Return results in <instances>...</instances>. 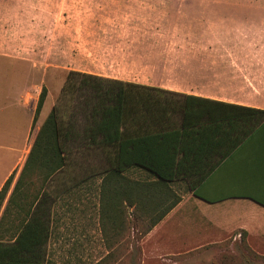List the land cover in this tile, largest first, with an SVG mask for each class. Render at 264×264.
<instances>
[{
  "label": "crops",
  "instance_id": "crops-1",
  "mask_svg": "<svg viewBox=\"0 0 264 264\" xmlns=\"http://www.w3.org/2000/svg\"><path fill=\"white\" fill-rule=\"evenodd\" d=\"M39 9L35 35L15 39L11 32L0 58L29 64L32 69L86 73L264 111V0L44 3ZM3 110L9 115L0 118V160L6 163L0 191L10 177L14 180L0 209V222L33 146L31 142L26 148L35 117L20 101ZM261 172L264 141L257 140L245 145L199 187L201 197L189 190L186 181H180L171 184L168 194H148L153 203L145 213L138 209L139 195L133 193L132 205L124 200L126 225L119 215L121 205L116 221L106 215L100 222L95 213L106 246L122 247L128 235L137 245L146 240L159 243L161 233L177 242V226L182 239L201 248L214 246L236 231L248 234L249 239L254 231L264 233V206L246 197L253 193L264 203V183L257 190L254 186ZM130 178L137 180L138 176ZM56 180L59 186L60 178ZM177 199L176 206L167 210ZM61 203L58 198L52 207L48 259ZM15 206L0 225V239L5 242H13L28 221Z\"/></svg>",
  "mask_w": 264,
  "mask_h": 264
},
{
  "label": "trees",
  "instance_id": "trees-1",
  "mask_svg": "<svg viewBox=\"0 0 264 264\" xmlns=\"http://www.w3.org/2000/svg\"><path fill=\"white\" fill-rule=\"evenodd\" d=\"M46 98L44 87L36 123ZM257 140L264 141V111L70 72L58 103L36 134L3 213L1 226L13 205L28 221L13 242L0 239V264H48L54 202L88 181L92 187L97 182L100 222L106 215L116 221L121 205L119 215L126 225L124 200L132 205L133 193L139 195L138 209L145 213L153 203L148 194H168L171 184L180 181H186L189 190L201 197L199 187L245 145ZM71 166L86 175L71 174ZM13 180L10 177L0 191V209ZM263 183L261 172L254 180L256 190ZM246 197L264 206L253 193ZM160 198L157 206L164 196ZM178 202L173 200L167 210Z\"/></svg>",
  "mask_w": 264,
  "mask_h": 264
},
{
  "label": "rangeland",
  "instance_id": "rangeland-1",
  "mask_svg": "<svg viewBox=\"0 0 264 264\" xmlns=\"http://www.w3.org/2000/svg\"><path fill=\"white\" fill-rule=\"evenodd\" d=\"M44 3H245V0H0V53L4 52L11 32L15 39L35 35L33 27L37 22V11H41L39 8ZM69 73L50 68L32 69L29 64L12 63L0 58L1 119L8 117L9 113L3 109L11 102L20 101L35 114L42 89H47L38 122H35V117L32 118L27 149L34 142L42 119L58 103ZM2 152L0 149V156ZM5 166L6 163L0 160V181ZM70 169L71 174L79 177L86 175L77 167L71 166ZM69 185L72 188L71 183ZM83 185L74 188L57 207L60 220L50 247L49 264H264V233L260 231H254L251 239L248 234L240 235L241 231H236L224 236L220 243L211 246L213 248H201L196 242L182 239L180 226H177V242L167 240L161 233L159 243L146 240L137 245L127 234L129 237L122 247H108L95 214L98 211L95 196L97 182L93 187L89 181Z\"/></svg>",
  "mask_w": 264,
  "mask_h": 264
}]
</instances>
